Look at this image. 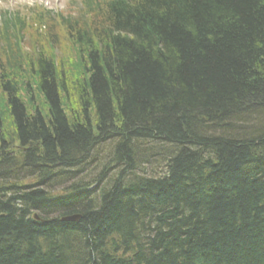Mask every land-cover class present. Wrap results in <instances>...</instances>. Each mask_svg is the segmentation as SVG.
Here are the masks:
<instances>
[{"label": "trees", "instance_id": "16d2710c", "mask_svg": "<svg viewBox=\"0 0 264 264\" xmlns=\"http://www.w3.org/2000/svg\"><path fill=\"white\" fill-rule=\"evenodd\" d=\"M85 4L74 61L1 28L0 264H264V0Z\"/></svg>", "mask_w": 264, "mask_h": 264}, {"label": "rangeland", "instance_id": "374dc122", "mask_svg": "<svg viewBox=\"0 0 264 264\" xmlns=\"http://www.w3.org/2000/svg\"><path fill=\"white\" fill-rule=\"evenodd\" d=\"M32 1L33 0H7V2H8L7 5L9 7H12V8H20L23 5V8H24L25 5H29V4L31 5ZM51 1L52 0H38L37 2L44 3V4H46L45 6L48 5L49 8H53L55 10L61 9L64 6V1L63 0H54L52 3H51ZM7 5H6V7H7ZM68 12H69V14H73V15H71V17H74L77 14V12H79V10L78 9L77 10H68ZM87 15H88V18L87 17L86 18L89 19L90 22H93V21L97 20V17H95V16H97L99 14L98 13H94V14H87ZM26 17H28V16H26ZM50 18H53V17H50ZM31 19H29V21L27 20V24H30V25L33 26L34 22L33 21H30ZM47 22H51L50 27L52 29H55V30L58 29V26L59 25H61V22L58 21L57 19H53V20H50V21H45V23H47ZM43 23H44V21H43ZM89 23H85V24H89ZM62 48H66V44ZM61 50L63 52H67V49H61ZM54 56H63L62 53H61V51H60V49H55L54 50ZM71 56H72V54H70L68 56H65V57H67V59H69V61L70 60H73L74 61L75 58H76V56H74V55L72 57ZM65 60H66V58H65ZM6 123H7V121H6ZM106 143H101L100 145H98L97 151H95V157L93 156V154H92V156L90 154V156L93 157L92 160H96L97 159V161H99V159H101V160H110L111 159L113 153H109V152H106L105 151V148L108 147V145H105ZM170 156L171 155L168 156L169 159L171 158ZM137 161L142 162L140 159H138ZM147 161H148V159H147ZM152 161H153V159H150L149 160L150 164H148L147 167H146V169H145L147 171L146 174H149L150 171H151V172H154L155 175H157L158 173L161 172V168L160 167H157L158 165H156V163H153L152 164ZM110 173H112V172H110Z\"/></svg>", "mask_w": 264, "mask_h": 264}, {"label": "bare ground", "instance_id": "6f19581e", "mask_svg": "<svg viewBox=\"0 0 264 264\" xmlns=\"http://www.w3.org/2000/svg\"><path fill=\"white\" fill-rule=\"evenodd\" d=\"M154 148H159V146H156V147H154ZM115 147H112L110 150H109V153H114V151H115ZM145 152L146 151H144V152H141L140 154H138L140 157H142V156H144V155H141V154H145ZM153 153H154V151H153V149H150V150H148L147 151V153L145 154V156L143 157V158H147V156L149 157V156H152L153 155ZM129 177V174L128 175H126V178L124 179V180H129L130 178H128Z\"/></svg>", "mask_w": 264, "mask_h": 264}]
</instances>
